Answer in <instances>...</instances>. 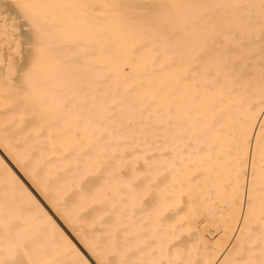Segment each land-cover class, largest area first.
I'll return each instance as SVG.
<instances>
[{
	"label": "bare ground",
	"instance_id": "obj_1",
	"mask_svg": "<svg viewBox=\"0 0 264 264\" xmlns=\"http://www.w3.org/2000/svg\"><path fill=\"white\" fill-rule=\"evenodd\" d=\"M262 162L264 0H0V264H202Z\"/></svg>",
	"mask_w": 264,
	"mask_h": 264
},
{
	"label": "rangeland",
	"instance_id": "obj_2",
	"mask_svg": "<svg viewBox=\"0 0 264 264\" xmlns=\"http://www.w3.org/2000/svg\"><path fill=\"white\" fill-rule=\"evenodd\" d=\"M262 164L264 165V162H262ZM223 178H220V180ZM227 180L228 181L225 180V182H223V185H226V182L227 184L228 182H230L229 179ZM262 200L264 201V199ZM263 201L261 202L263 203ZM218 204L217 206H219V208L217 207V211H215V213L213 212L209 215L205 209L201 210L200 213H198V221L200 226L197 230V233L195 232L197 235V239L194 237L192 239L193 242L195 241V243H192L193 246L190 245L188 248L186 245L188 249L185 247V250L197 254L199 253V255L202 257L201 259H203L202 264H205V260H207V258L209 257V260H207L206 262V264H209V261L215 259V256L217 254L222 253L228 247H231L227 253L225 252L226 256L224 255L225 257L221 261V264H264V207L262 206L261 210L256 211L254 215L252 214L248 217L247 222L243 226L244 230L238 236V238H235V241L231 243L240 216L234 215L232 217V219L234 220V224L231 226H227L228 220L231 217L229 216V218L227 216L226 211H219L218 213V210L221 208L220 204ZM206 239H210V242ZM203 253L204 255H202Z\"/></svg>",
	"mask_w": 264,
	"mask_h": 264
}]
</instances>
